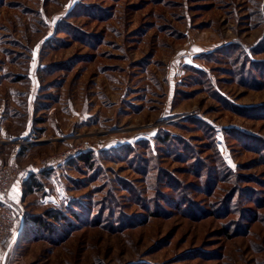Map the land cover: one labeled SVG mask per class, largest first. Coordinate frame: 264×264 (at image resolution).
I'll use <instances>...</instances> for the list:
<instances>
[{
  "label": "rangeland",
  "instance_id": "374dc122",
  "mask_svg": "<svg viewBox=\"0 0 264 264\" xmlns=\"http://www.w3.org/2000/svg\"><path fill=\"white\" fill-rule=\"evenodd\" d=\"M233 40L264 61V0H0V111L18 135L34 107L14 163L41 183L0 264H264V85L202 58L228 107L184 68Z\"/></svg>",
  "mask_w": 264,
  "mask_h": 264
},
{
  "label": "trees",
  "instance_id": "16d2710c",
  "mask_svg": "<svg viewBox=\"0 0 264 264\" xmlns=\"http://www.w3.org/2000/svg\"><path fill=\"white\" fill-rule=\"evenodd\" d=\"M215 54H223L224 57H227L229 59L228 61L232 65V70L230 71V73L235 77L236 81H239L244 85L250 84L253 85L254 87H262L264 85L261 82L258 83L256 77L253 75V73L255 72L257 75L264 77V61L250 60L246 56L244 46L241 42L233 40L222 46L212 49L211 51L206 52L203 55H200V57L203 58L204 60L209 61L212 60V57ZM186 68L195 72V76H199L198 80H200L205 85L206 90H208L211 95L219 98L225 106L237 107V106H230L229 102L224 100L223 96L220 95L219 91L215 86V80L211 77V75H209L207 70L195 67L193 65H188L186 66ZM194 79H196V77H194ZM194 122L198 124V127H202V128L206 127V125L199 120H194ZM204 130L206 131L207 129L204 128ZM172 139H174L173 135L167 131L164 132L163 134H161V131H159L154 136V140L157 142V144L169 145V142ZM142 143L145 145L144 147L151 148L150 143L148 141H138L137 144H142ZM184 144L185 145L182 146V149L184 151L191 150L186 143ZM128 146L130 149L131 146L130 145ZM176 151H179L178 148H176ZM184 151H179V153ZM194 158L196 159V157ZM77 159L81 160L90 167L93 166L91 151L80 153L79 155H77ZM197 165L199 166V164ZM47 172L48 171L46 169L40 171L41 174H47ZM24 188L26 193L34 192L36 190L41 189V183L38 181L37 176L35 174L29 175V177L25 180ZM44 215L47 216V218H51L55 220L59 224L61 223L60 219L62 218V216L58 212H55L53 210H47ZM30 219L41 230H45L47 232L55 231L54 225L53 224L51 225V223L46 221V218H44V216L42 215H33L31 216Z\"/></svg>",
  "mask_w": 264,
  "mask_h": 264
},
{
  "label": "crops",
  "instance_id": "0c3cea01",
  "mask_svg": "<svg viewBox=\"0 0 264 264\" xmlns=\"http://www.w3.org/2000/svg\"><path fill=\"white\" fill-rule=\"evenodd\" d=\"M228 43V42H227ZM212 49H209L207 52L211 51ZM198 52V53H197ZM205 52V51H204ZM203 51H197L195 49L194 53H191V55L195 54L194 57L188 60V62L184 65V68L188 65H193L198 68H202L207 70L208 68L203 65L202 58L199 56V54L204 53ZM4 107H2V110L0 111V139L3 141H7L9 143H12V145L9 147L7 151L4 150L2 145L0 144V157L4 158L6 157L8 161L12 162H20V159L22 158V155L26 153L28 149H24L25 147H21V144H31L32 140H25L24 138L21 139L22 135H28L30 132H32V113H33V108L34 107H26L27 113H28V118L26 120L25 126H24V131L19 132L18 135H14V133H11L7 128H6V116L4 114ZM21 136V137H20ZM25 140V141H24ZM26 146V145H25ZM4 156V157H3ZM34 163H29V164H23V172L15 179L14 185L11 189L9 199L7 204L10 206V208L17 210L20 209V200L22 198V190L24 187V182L28 178L27 176L29 175L30 172H34L35 168H37V165H33ZM42 170V168H38L37 171ZM15 187V191H13ZM2 204V201L0 199V205Z\"/></svg>",
  "mask_w": 264,
  "mask_h": 264
},
{
  "label": "built area",
  "instance_id": "2783aa9c",
  "mask_svg": "<svg viewBox=\"0 0 264 264\" xmlns=\"http://www.w3.org/2000/svg\"><path fill=\"white\" fill-rule=\"evenodd\" d=\"M249 55H251L250 52ZM48 161L49 159L44 160L43 164L46 165ZM20 172L21 170L16 163L3 162L0 158V199L2 201H8L15 179ZM23 216L22 209L14 210L9 206L0 205V244L11 239Z\"/></svg>",
  "mask_w": 264,
  "mask_h": 264
},
{
  "label": "snow or ice",
  "instance_id": "6c2138e0",
  "mask_svg": "<svg viewBox=\"0 0 264 264\" xmlns=\"http://www.w3.org/2000/svg\"><path fill=\"white\" fill-rule=\"evenodd\" d=\"M13 191H15V187H14Z\"/></svg>",
  "mask_w": 264,
  "mask_h": 264
}]
</instances>
